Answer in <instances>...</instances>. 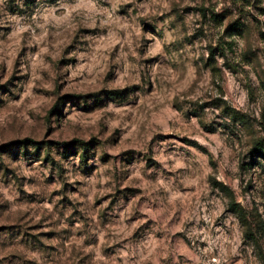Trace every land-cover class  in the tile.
<instances>
[{
	"label": "rangeland",
	"instance_id": "rangeland-1",
	"mask_svg": "<svg viewBox=\"0 0 264 264\" xmlns=\"http://www.w3.org/2000/svg\"><path fill=\"white\" fill-rule=\"evenodd\" d=\"M0 264H264V0H0Z\"/></svg>",
	"mask_w": 264,
	"mask_h": 264
},
{
	"label": "trees",
	"instance_id": "trees-1",
	"mask_svg": "<svg viewBox=\"0 0 264 264\" xmlns=\"http://www.w3.org/2000/svg\"><path fill=\"white\" fill-rule=\"evenodd\" d=\"M239 119H240V116H237L236 120H239ZM203 128H206V127H203ZM255 145H259V142L255 143ZM255 149L258 150V151H261V149H259L257 147H255ZM212 185L215 186V187L217 186L220 191H223V192H225V194H227V196H230L229 190L226 187H224L222 184L216 185L215 183H212ZM228 209L231 212H233V213L236 214V216H237V218L239 220V223L244 228L243 236L245 238V236H248L249 231L247 230L245 232V215H244L243 209L237 203H235L233 201H229V203H228Z\"/></svg>",
	"mask_w": 264,
	"mask_h": 264
}]
</instances>
